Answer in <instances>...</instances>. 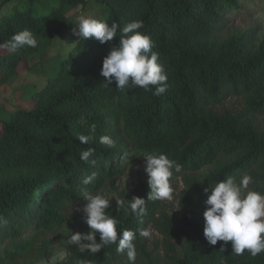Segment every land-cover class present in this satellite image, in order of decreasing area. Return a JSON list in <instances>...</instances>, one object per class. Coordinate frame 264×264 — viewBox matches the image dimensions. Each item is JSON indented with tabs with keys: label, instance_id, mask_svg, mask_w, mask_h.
Segmentation results:
<instances>
[{
	"label": "trees",
	"instance_id": "trees-1",
	"mask_svg": "<svg viewBox=\"0 0 264 264\" xmlns=\"http://www.w3.org/2000/svg\"><path fill=\"white\" fill-rule=\"evenodd\" d=\"M11 1L10 12L0 15V43L27 28L38 46L15 53L0 48V92L22 67L47 80L40 88L25 87L28 107L11 111L0 105V264H13L31 247L33 235L64 223L67 207L85 200L83 178L96 173L87 186L95 194L124 174L132 157L145 159L152 152L182 165L171 180L182 175L185 188L173 215L161 213V200L146 201L142 218L118 209L117 199L147 200V176L109 206L120 222L118 235L124 229L137 233L138 264H264V253L252 257L246 250L238 256L231 241L211 245L204 235L205 201L215 183L248 173L253 177L249 190L264 192V40L255 43L253 29L226 32L229 16L247 0H96L98 18L109 24L123 28L133 20L144 22L141 31L155 41L153 50L168 74V88L160 96L153 95L155 86L103 85V59L119 37L100 43L77 35L62 58L32 64L67 29L68 12L92 0H0V11ZM231 97L243 108L225 107ZM93 127L94 138L81 143L76 134H89ZM102 135H109L115 147L101 144ZM87 148L95 149L94 165L80 158ZM159 222L182 246L169 261H155L139 236L140 229ZM116 248L111 244L92 254L72 245L59 264L77 259L122 264L126 253Z\"/></svg>",
	"mask_w": 264,
	"mask_h": 264
},
{
	"label": "clouds",
	"instance_id": "clouds-1",
	"mask_svg": "<svg viewBox=\"0 0 264 264\" xmlns=\"http://www.w3.org/2000/svg\"><path fill=\"white\" fill-rule=\"evenodd\" d=\"M74 32L81 39L94 38L100 43L119 37V43L113 47L103 59L101 75L105 78L103 85L108 87L113 81L116 88L124 90L127 86H138L145 90H152L153 95L160 96L168 88V74L160 62L159 53L154 51L155 41L150 34L141 29L142 20H133L120 28L118 23L109 24L106 19L94 16H82L75 24ZM36 48L38 39L30 29H23L0 43V48L15 53L22 47ZM95 127L89 134L77 133L81 143H88L94 138ZM99 142L109 147H115V141L109 135L100 136ZM95 149L87 148L80 154L81 160L95 164ZM146 160L145 171L150 191L147 200L140 196L132 199H117V207L125 213H131L138 218L146 215V201L174 199V187L171 183L173 170L180 172L182 165L167 154L152 152L143 155ZM96 173L86 176L80 181L81 196L87 200L85 218L90 226V233L72 232L68 243L76 245L81 253H98L102 248L116 244L118 253H126L128 260L135 264L137 249L135 241L137 233L130 229L120 231L119 220L109 214L110 200L101 194H92L87 186L95 180ZM253 177L244 173L239 179L227 176L226 180L215 183L211 193L205 201L207 207L203 213L205 218L204 235L211 245L218 241L232 242L233 253L243 255L247 250L252 257L264 253V192L249 190ZM209 189H205L208 192ZM0 216V223H3ZM97 232L100 235L97 240ZM152 233L148 229H140L139 236L150 238ZM223 250V247L221 248ZM75 264H91L87 259H77Z\"/></svg>",
	"mask_w": 264,
	"mask_h": 264
},
{
	"label": "rangeland",
	"instance_id": "rangeland-1",
	"mask_svg": "<svg viewBox=\"0 0 264 264\" xmlns=\"http://www.w3.org/2000/svg\"><path fill=\"white\" fill-rule=\"evenodd\" d=\"M14 2H8L0 11V15L10 12ZM239 12L229 16L226 32L229 34L240 35L250 29L255 34L254 41L259 43L264 40V0H247L241 4ZM100 14L99 4L92 0L86 7L76 6L68 12L69 25L67 29L57 35L51 46L43 54L37 55L31 62H49L65 56L76 41L77 35L74 32L75 24H78L82 16H94L98 18ZM47 77L45 75L31 73L21 68L19 76L10 84L5 86L0 92V105L8 110L14 111L18 108L28 107L29 103L22 96L29 84L36 88L44 86ZM225 107L232 110L243 108L240 99L231 97L225 102ZM146 160L137 156L132 157L127 162L124 174L118 175L112 183H107L100 191L101 194L109 199L110 206L120 193H127L138 179L147 176L145 171ZM174 187V199L172 201H161V213L173 215L179 208V194L185 188L183 176L179 175L171 180ZM87 200L73 203L68 206L65 213L64 223L55 230L44 231L39 235H33L31 247L19 257L13 264H59L70 254L72 245L68 243L72 232L83 234L90 233V226L86 222L84 211ZM160 214V213H159ZM205 219V218H204ZM163 221V217H160ZM161 223H150L145 229L152 233L150 238H145L146 250L155 257V261H169L174 255L181 254L182 246L179 242L166 236L161 230ZM175 250H174V249ZM174 250V251H173ZM140 253L137 251L135 264L139 263ZM122 264H132L127 255L122 257Z\"/></svg>",
	"mask_w": 264,
	"mask_h": 264
}]
</instances>
